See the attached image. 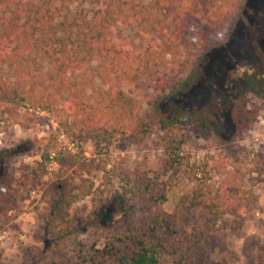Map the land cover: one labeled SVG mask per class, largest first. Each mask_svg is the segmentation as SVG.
Listing matches in <instances>:
<instances>
[{
  "label": "rangeland",
  "instance_id": "1",
  "mask_svg": "<svg viewBox=\"0 0 264 264\" xmlns=\"http://www.w3.org/2000/svg\"><path fill=\"white\" fill-rule=\"evenodd\" d=\"M66 1L70 10H82L92 21L90 0ZM133 1L148 5L151 0ZM243 4L236 23L221 33L211 49L192 47L191 55L182 47L164 51L159 70L162 79L171 82L165 90L143 75L126 87L137 105L130 122L133 133L122 127L99 145L87 133L67 135L72 118L62 109L64 99L48 110L23 103L9 115L0 109V264H46L54 257L77 255L82 244L100 239V246L104 231L120 230L119 212L125 214L127 204L120 202L117 192H125L124 176L142 178L157 197L164 195L165 200L149 204L152 212L173 215L177 225L192 232L199 220L189 205H182V198L198 184L188 179L189 172L218 199L236 186L250 202L242 231L228 233L224 248L216 249L208 264H264V177L259 179L254 171L255 154H260L259 159L264 155V0ZM118 31L136 52L146 49L135 24L120 26ZM152 35L148 40H153ZM192 40L201 42L198 36ZM110 64V60H87L76 79L91 103L102 102L112 86L115 75L108 70ZM48 67L44 62L42 74ZM117 77L122 81V73ZM183 80L187 82L182 91ZM156 107L180 120L189 138L177 172L164 166L161 137L140 125H157ZM28 142L35 144L31 151ZM49 153L53 158L42 167ZM55 154L68 162L57 164ZM228 154L235 162L227 169L229 177L212 168L219 155ZM73 163L74 170L69 167ZM89 176L96 180L89 197L93 204L78 193L82 178ZM60 192H65V198Z\"/></svg>",
  "mask_w": 264,
  "mask_h": 264
},
{
  "label": "trees",
  "instance_id": "2",
  "mask_svg": "<svg viewBox=\"0 0 264 264\" xmlns=\"http://www.w3.org/2000/svg\"><path fill=\"white\" fill-rule=\"evenodd\" d=\"M66 2L0 0V73L6 72L5 77L0 76V109L9 115L23 103L48 110L64 99L62 109L67 118H72L67 135L87 133L97 145L122 127L133 133L130 122L137 105L126 87L136 84L138 76H145L164 90L171 83L162 79L163 72L159 70L167 48L176 51L182 47L188 55L192 54V47L199 51L211 49L221 33L233 27L244 8V0H151L148 5H138L133 0H121V4L115 0H90L91 21L82 15V10H70ZM133 24L140 29L146 46L141 52L125 44L118 31L120 26ZM151 33L155 34L153 40H148ZM197 36L200 43L192 40ZM94 59L110 60L108 70L115 75L100 103L88 101L85 89L76 82L85 70V62ZM44 62L49 67L42 74ZM118 73H122V81H117ZM186 82L182 81V91ZM46 92L50 94L47 96ZM155 114L156 126L142 122L140 125L161 137L164 166L177 172L183 165L181 153L189 141L188 135L180 120L165 116L158 107ZM28 143L29 151L33 150L35 144ZM52 155H44L42 167L45 161L51 162ZM219 156L212 168L218 174L225 172L231 176L227 169L235 164L233 155ZM259 156L255 154L254 171L261 179L264 155L261 159ZM54 157L57 164L65 165V158L58 159L57 154ZM69 167L74 170L75 164ZM0 169L3 170L1 163ZM187 175L190 181L198 183L190 195L182 198V205H189L199 220L192 232L177 225L175 216L152 212L149 204L165 200L164 195L157 197L150 184L141 182L142 178L124 176L121 181L126 184L125 192H117L120 202L127 204L125 214L119 212L122 220L116 226L120 230L104 231L100 246V239L82 244L77 255L54 257L46 264H208L209 256L224 248L228 233L242 231L250 202L236 186L218 199L211 190H205L195 174ZM95 185L93 177L81 180L78 193L88 204H93L89 197ZM65 196V192H60L62 199ZM120 207L121 204L117 208Z\"/></svg>",
  "mask_w": 264,
  "mask_h": 264
}]
</instances>
